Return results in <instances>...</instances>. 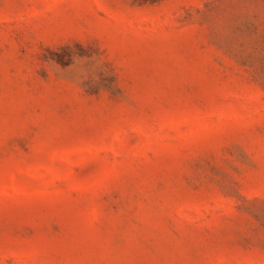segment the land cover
<instances>
[{
  "label": "rangeland",
  "instance_id": "1",
  "mask_svg": "<svg viewBox=\"0 0 264 264\" xmlns=\"http://www.w3.org/2000/svg\"><path fill=\"white\" fill-rule=\"evenodd\" d=\"M0 264H264V0H0Z\"/></svg>",
  "mask_w": 264,
  "mask_h": 264
}]
</instances>
